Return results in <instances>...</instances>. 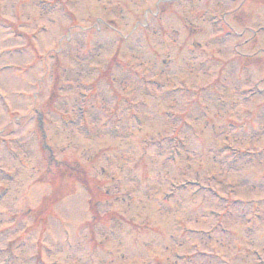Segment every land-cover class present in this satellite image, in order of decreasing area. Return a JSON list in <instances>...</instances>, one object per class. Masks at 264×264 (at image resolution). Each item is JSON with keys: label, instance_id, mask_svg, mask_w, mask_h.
<instances>
[{"label": "rangeland", "instance_id": "374dc122", "mask_svg": "<svg viewBox=\"0 0 264 264\" xmlns=\"http://www.w3.org/2000/svg\"><path fill=\"white\" fill-rule=\"evenodd\" d=\"M1 132L0 264H264V0H0Z\"/></svg>", "mask_w": 264, "mask_h": 264}]
</instances>
